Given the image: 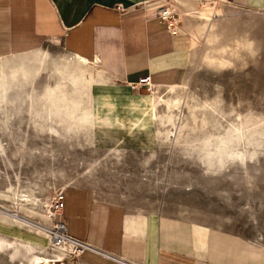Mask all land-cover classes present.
Masks as SVG:
<instances>
[{
	"label": "rangeland",
	"instance_id": "obj_1",
	"mask_svg": "<svg viewBox=\"0 0 264 264\" xmlns=\"http://www.w3.org/2000/svg\"><path fill=\"white\" fill-rule=\"evenodd\" d=\"M163 1L191 47L183 83L174 91H148L157 146L150 162L139 158L148 166L142 177L166 188L163 209L185 231L173 246L181 254L194 264H245L228 251L220 259L208 257L205 249L200 256L188 252L186 233L188 226L204 227L264 254V8L232 0H191V7L188 0ZM211 5L222 15L204 16ZM40 51L55 63L0 90V264H36V257L85 264L80 257L58 256L38 225L48 222L45 206L52 192L91 184L92 167L104 159L89 143V71L58 41ZM0 68L2 83L13 69L1 62ZM41 75L39 84L45 79L46 84L37 95ZM70 134L83 137L62 140ZM132 161L130 168L136 166Z\"/></svg>",
	"mask_w": 264,
	"mask_h": 264
},
{
	"label": "crops",
	"instance_id": "obj_2",
	"mask_svg": "<svg viewBox=\"0 0 264 264\" xmlns=\"http://www.w3.org/2000/svg\"><path fill=\"white\" fill-rule=\"evenodd\" d=\"M232 1L250 9L264 7V0ZM162 2L0 0V59L39 51L46 42L58 41L62 51L88 60L89 143L104 159L92 167L91 184L81 181L65 187L61 215L70 235L97 250L83 252L80 260L85 264H163L164 252L192 261L173 247L184 239L185 231L180 219L163 209L166 188L151 177L144 179L148 166L139 161L146 157L150 162L157 146L151 98L139 80L149 76L154 87L162 88L181 85L191 47L186 33L158 17ZM116 5L121 11L114 10ZM43 76L35 83L34 94L42 92ZM79 136L70 134L62 140L83 137ZM134 159L136 166L130 168ZM189 227L188 252L200 256L205 249L208 257L216 259L229 252L224 241L214 242L224 234ZM246 246L252 255H233ZM242 247L229 252L233 259L264 264L260 253Z\"/></svg>",
	"mask_w": 264,
	"mask_h": 264
},
{
	"label": "bare ground",
	"instance_id": "obj_3",
	"mask_svg": "<svg viewBox=\"0 0 264 264\" xmlns=\"http://www.w3.org/2000/svg\"><path fill=\"white\" fill-rule=\"evenodd\" d=\"M193 4H194V1H191V0H188L185 2V5L189 6V7L193 6ZM215 13L220 15L221 10H216V7L211 5V6L206 8L204 16H207V18L208 17L210 18L211 15H213ZM71 57L74 58L75 62L77 61V64H79L81 66L85 65L86 67H88V65H87L88 60L86 61L83 58H80L76 55H71ZM9 58H11L12 60H10L8 58H4L7 60L4 61L3 59H1L2 61H0L1 64L8 65V66L12 67V69H13L10 75H3V77H2L3 82L0 83V90L2 93L5 92L7 90V88H9L16 81V79H18L19 77L28 78V77L32 76L33 74H34V76H37L40 73L42 68L48 66L49 63H51V64L55 63L54 61L50 60V55L48 52L40 51V50L32 52V53L24 54V55L12 56ZM67 64H69V63H67ZM67 64H66V66H67ZM55 65H57V64H55ZM73 65H72V67H73ZM62 68L63 67H61V69ZM64 69H66V68H64ZM79 69H78V71H79ZM70 70H71V68H70ZM87 71H89V69ZM60 72L63 73L62 71H60ZM65 72H68V71L66 70ZM66 76H69V74H67ZM178 87L179 86H169V87H165V88H167L170 91H172V90L174 91ZM157 88H162V87H153L152 90L157 89ZM152 90H151V93H152ZM153 93H155V92L153 91ZM220 241H224L223 247L227 248V250L229 249L228 246L230 247L229 252H231L234 247H237L238 246L237 244L239 242V240L237 238H233L231 236H226V235H219L218 240H215L214 242H216V245H219ZM241 248H243V247H241ZM238 251H239L238 253H234L233 255L240 257V258L243 257L244 252L248 256L252 255L251 251L247 248V246L243 249L238 250ZM60 255L61 254H58V256H60ZM260 259H261V262L264 263V254L261 255ZM35 262H36V264H50L49 263L50 260L48 258H42V257H36ZM163 264H194V263H193V261H190L188 259L179 258V257L171 255L170 253L164 252L163 253Z\"/></svg>",
	"mask_w": 264,
	"mask_h": 264
},
{
	"label": "built area",
	"instance_id": "obj_4",
	"mask_svg": "<svg viewBox=\"0 0 264 264\" xmlns=\"http://www.w3.org/2000/svg\"><path fill=\"white\" fill-rule=\"evenodd\" d=\"M204 1V0H202ZM217 3H225L228 0H211ZM264 8V7H263ZM114 10L121 11V7L116 5ZM162 21H170L175 17L170 8L161 7L157 13ZM172 22V21H171ZM140 85H144L148 91L153 89L150 77H143L139 80ZM65 187L55 189L50 195L49 201L45 206L47 224H39L38 227L48 237L50 248L70 259L79 258L85 251H97L90 243L80 240L67 231L66 222L61 218L64 203ZM106 256L108 254L102 253Z\"/></svg>",
	"mask_w": 264,
	"mask_h": 264
}]
</instances>
